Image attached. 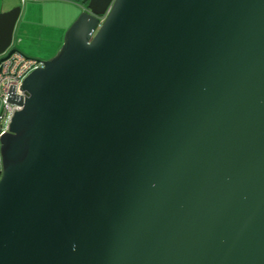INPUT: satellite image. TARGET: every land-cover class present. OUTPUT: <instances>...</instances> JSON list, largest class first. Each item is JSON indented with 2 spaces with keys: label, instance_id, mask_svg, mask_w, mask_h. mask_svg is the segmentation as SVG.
Wrapping results in <instances>:
<instances>
[{
  "label": "water",
  "instance_id": "obj_1",
  "mask_svg": "<svg viewBox=\"0 0 264 264\" xmlns=\"http://www.w3.org/2000/svg\"><path fill=\"white\" fill-rule=\"evenodd\" d=\"M41 63L8 94L0 264H264V0H88Z\"/></svg>",
  "mask_w": 264,
  "mask_h": 264
},
{
  "label": "rangeland",
  "instance_id": "obj_2",
  "mask_svg": "<svg viewBox=\"0 0 264 264\" xmlns=\"http://www.w3.org/2000/svg\"><path fill=\"white\" fill-rule=\"evenodd\" d=\"M79 0H0V13L20 7L11 49L25 57L48 60L60 49L65 31L83 11Z\"/></svg>",
  "mask_w": 264,
  "mask_h": 264
},
{
  "label": "built area",
  "instance_id": "obj_3",
  "mask_svg": "<svg viewBox=\"0 0 264 264\" xmlns=\"http://www.w3.org/2000/svg\"><path fill=\"white\" fill-rule=\"evenodd\" d=\"M21 3H25V0H21ZM42 66L41 60L25 57L17 51L0 61V136L8 130L13 114L20 109L8 102L10 90L13 89L16 96H23L21 91L23 80L32 71ZM1 174L2 162L0 156V178Z\"/></svg>",
  "mask_w": 264,
  "mask_h": 264
},
{
  "label": "trees",
  "instance_id": "obj_4",
  "mask_svg": "<svg viewBox=\"0 0 264 264\" xmlns=\"http://www.w3.org/2000/svg\"><path fill=\"white\" fill-rule=\"evenodd\" d=\"M80 1V3H82L83 5H86V2L88 1V0H79Z\"/></svg>",
  "mask_w": 264,
  "mask_h": 264
},
{
  "label": "flooded vegetation",
  "instance_id": "obj_5",
  "mask_svg": "<svg viewBox=\"0 0 264 264\" xmlns=\"http://www.w3.org/2000/svg\"><path fill=\"white\" fill-rule=\"evenodd\" d=\"M88 2V1H87ZM87 2H86V5H87ZM86 5H84V6H86Z\"/></svg>",
  "mask_w": 264,
  "mask_h": 264
}]
</instances>
